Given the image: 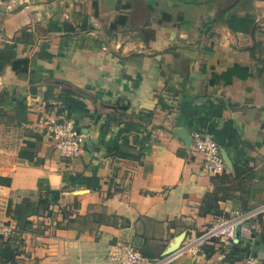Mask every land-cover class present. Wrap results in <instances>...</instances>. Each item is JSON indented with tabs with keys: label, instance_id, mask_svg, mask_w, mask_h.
I'll use <instances>...</instances> for the list:
<instances>
[{
	"label": "crops",
	"instance_id": "1",
	"mask_svg": "<svg viewBox=\"0 0 264 264\" xmlns=\"http://www.w3.org/2000/svg\"><path fill=\"white\" fill-rule=\"evenodd\" d=\"M255 43L264 48V0H0V221L15 225L10 208L25 198L36 206L40 193L58 194L27 219L32 231L0 237V264H118L125 246L158 260L216 213L264 203ZM8 56L27 60L26 75ZM107 106L123 108L116 123L105 121ZM61 119L85 137L71 161L48 133ZM178 130L211 136L231 162L226 173L253 171L242 195L234 186L201 214L214 176ZM245 226L227 248L208 241L170 264H264V214Z\"/></svg>",
	"mask_w": 264,
	"mask_h": 264
},
{
	"label": "built area",
	"instance_id": "2",
	"mask_svg": "<svg viewBox=\"0 0 264 264\" xmlns=\"http://www.w3.org/2000/svg\"><path fill=\"white\" fill-rule=\"evenodd\" d=\"M48 133L56 144L59 158L71 161L79 156L84 145V136L76 127L72 119H61L49 123ZM192 150L203 157V170L210 176L222 175L225 164L222 160L219 144L209 135L201 131H194L191 135ZM264 214V203L247 211L234 210L228 215L217 216L210 227L201 233L187 247H181L174 253L165 255L158 260L144 257L134 247H122L118 264H170L177 257L189 255L197 256L208 241L216 240L222 248L233 243L236 233L248 234L245 226L250 220ZM15 225L0 221V237L9 238L15 233ZM244 264H257L248 259Z\"/></svg>",
	"mask_w": 264,
	"mask_h": 264
},
{
	"label": "trees",
	"instance_id": "3",
	"mask_svg": "<svg viewBox=\"0 0 264 264\" xmlns=\"http://www.w3.org/2000/svg\"><path fill=\"white\" fill-rule=\"evenodd\" d=\"M261 45L262 44L255 43L251 48V51L255 54L264 52V48H262L261 51L258 49V47ZM6 62L11 70L17 74V76L22 77L26 75L28 64L27 60L14 59L11 56H8ZM4 95H6L5 92L0 94V105L3 102ZM62 95L70 96L72 98L73 96H76L75 93L68 90H63ZM253 175L254 173L253 171L251 172L250 169H246L245 167L241 168L235 165L234 172L232 174L226 173L224 171L222 175L212 177L211 182L213 186H215V190L207 196V201L203 203L201 214L204 215L211 212L212 209H218L219 201H225L226 199L232 197V193L235 191L234 186H241L238 191L242 195V192L247 188L246 184L248 181L253 179ZM245 180V184H242L241 182ZM234 182H236V184ZM57 195L58 194L56 191L49 190L38 195V202L36 206H34L31 201L26 198L21 202L12 205L10 208V218L15 223V238H18V235L21 233L32 231L31 223L27 219L31 216H41L42 214L46 213L49 209V206L54 203V199H57ZM242 210L246 211L248 209L243 206ZM219 215L221 214L216 213L214 216L216 218ZM3 262H11V264H13L14 261L12 258L10 260H4Z\"/></svg>",
	"mask_w": 264,
	"mask_h": 264
},
{
	"label": "water",
	"instance_id": "4",
	"mask_svg": "<svg viewBox=\"0 0 264 264\" xmlns=\"http://www.w3.org/2000/svg\"><path fill=\"white\" fill-rule=\"evenodd\" d=\"M105 108L110 112V114H108L104 117L105 121H108L109 123H116L118 121V118L114 114V111L116 110V108L120 109V110H123V108L122 107H116L115 108V107H111V106H107ZM177 133L182 137V140H183V143L185 146L184 151L187 150L189 148V146L191 145V139H190L189 135H185L182 130H178ZM184 151H181V153L183 154ZM220 153H221V157H222V160H223L225 166L228 169L232 170L231 162L229 161L227 154L224 151V149L220 148ZM236 236H238V233H236ZM183 239H184V234L177 236L169 244V246L166 248V250L163 253V256L174 253L175 251H177L180 248Z\"/></svg>",
	"mask_w": 264,
	"mask_h": 264
},
{
	"label": "rangeland",
	"instance_id": "5",
	"mask_svg": "<svg viewBox=\"0 0 264 264\" xmlns=\"http://www.w3.org/2000/svg\"><path fill=\"white\" fill-rule=\"evenodd\" d=\"M260 54V53H259Z\"/></svg>",
	"mask_w": 264,
	"mask_h": 264
}]
</instances>
